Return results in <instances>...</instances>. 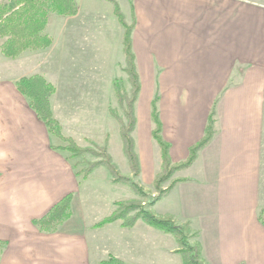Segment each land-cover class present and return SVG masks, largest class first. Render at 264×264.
Instances as JSON below:
<instances>
[{"label":"crops","instance_id":"0c3cea01","mask_svg":"<svg viewBox=\"0 0 264 264\" xmlns=\"http://www.w3.org/2000/svg\"><path fill=\"white\" fill-rule=\"evenodd\" d=\"M76 1L75 15L50 17L49 48L16 58L0 50V70L6 71L0 76V240L7 243L0 264H104L110 257L124 264H183L174 236L142 220L133 227L120 221L95 226L112 204L136 194L109 175L115 200L101 216L89 213L81 192L99 167L80 182L73 162L52 147L57 139L15 84L22 76L43 74L56 85L51 103L64 133L80 143L103 141L105 111L95 109L105 107L106 123L113 122L108 112L112 89L81 80L80 74L88 72L80 61L104 59V46L116 28L117 66L124 59L122 27L111 1ZM129 3L136 16L133 48L141 91L134 137L144 187L152 189L161 164L152 136L156 93L174 162L187 158L215 110L213 138L190 167L175 173L176 183L152 209L178 223L189 221L207 264H264L259 219L264 208V0ZM53 19L61 22L57 39ZM58 42H63L62 52ZM14 62L16 72L10 66ZM116 164L131 174L117 122ZM69 193L74 194L72 216L55 232L40 231L32 220Z\"/></svg>","mask_w":264,"mask_h":264},{"label":"trees","instance_id":"16d2710c","mask_svg":"<svg viewBox=\"0 0 264 264\" xmlns=\"http://www.w3.org/2000/svg\"><path fill=\"white\" fill-rule=\"evenodd\" d=\"M113 3L114 13L122 28V51L125 77H116L112 82L113 97L116 106L109 104L108 112L119 125L131 174L122 173L108 152L107 145H80L72 136L66 135L62 125L55 118L51 99L56 92V85L40 73L22 76L15 81L18 90L26 97L30 107L46 124L49 133L57 139L52 144L56 150L63 152L67 159L73 162L80 182L86 180L92 172L101 166L108 169L113 181L128 185L136 194V198L119 200L113 210L96 227L107 223L120 221L124 227H133L138 220L170 233L176 239L178 252L183 264H207L202 253V246L194 240L195 232L189 221L178 223L172 215H159L152 205L164 198L176 183L174 175L177 171L190 167L197 159L200 150L208 144L215 134V110L208 117L203 137L189 150L186 159L174 162L170 155V143L163 136V124L158 107L159 95L152 100L151 117L153 122L152 136L160 150V169L155 176L153 188L144 187L140 180V159L136 150L134 131L136 128V101L141 91V79L133 48V32L136 16L132 5L131 22H128L118 0ZM78 12L76 0H6L0 2V50L5 57L16 58L27 50H44L52 45L53 39L46 32L47 23L53 14L60 16L75 15ZM88 155L96 160L88 159ZM167 184V187L165 185ZM157 194L152 196V191ZM74 194L69 193L55 203L43 216L34 218L33 224L43 232H55L73 214L72 200ZM259 219L264 225V208L259 213ZM6 241L0 240V253L6 246ZM104 264H124L116 257L103 261Z\"/></svg>","mask_w":264,"mask_h":264},{"label":"rangeland","instance_id":"374dc122","mask_svg":"<svg viewBox=\"0 0 264 264\" xmlns=\"http://www.w3.org/2000/svg\"><path fill=\"white\" fill-rule=\"evenodd\" d=\"M79 1L81 2V4L84 3V0H79ZM120 5L123 9V12L126 15L128 22H131V19H132V17H131V13H132L131 3H129V0L128 1L127 0H121ZM52 16L53 17H62L58 14H53ZM51 23L54 24L53 32L55 33L56 39H57L59 37V32L62 29L60 27L61 22L57 23V21H55V19H53L51 21ZM47 26H48V23H47ZM55 27H56V31H55ZM104 27H105V29H108V24H105ZM47 33H49V32H47ZM105 33H107V30ZM122 34H123V28H122ZM106 40H108V39L106 38ZM57 48H58V51L62 52L64 50L63 42H58ZM104 48H105V50H104V52H102L104 59L80 61L81 63H83L82 64L83 65V67H82L83 71L88 72V76L85 73H83V74H80V77H81V80H84V81L87 79L89 81V84H91L93 81H95L92 85H95V83L98 82L99 83V90L100 89H102V90L108 89L109 91H111V89H112V86L110 87L111 79L113 82V79H115L116 77H125L126 78V74L122 70V67L124 66V59L122 61L121 60L117 61V66H116V28L113 29V34L110 35L109 43H106V47L104 46ZM10 66H12L13 72H16V63L14 62V64H11ZM5 72L0 70V76H2L3 73H5ZM108 90H107V92H108ZM109 94L113 97V90L111 91V93L109 92ZM109 94L107 93L108 96H109ZM112 97H111L110 103L113 106H116V101ZM102 109H103V111H105L106 120L109 119V118H107V115H106L107 110L105 107L96 108L95 111L97 110V112H99ZM99 118L101 119V117L98 115V119ZM110 119H112L113 122H110L111 120H108L109 122L106 123V120L103 119L105 121L106 127L107 126L108 127L106 130L107 131L106 135H105L102 142H97V141H94L91 139H85V141L83 143H80L76 139L75 140L80 145H84V146L92 145L93 143L98 144V145L99 144L100 145H107L108 152L112 155L113 161L116 163V121H114L115 119H113L111 117H110ZM101 121L99 120L100 123H101ZM87 156H88V159H92V160L97 159L96 157L90 156L88 154H87ZM109 175H111V174L109 173V171L106 167H104V166L99 167L97 169L96 173L94 174V176L86 183L85 187L83 188V190L81 192V194H82L81 196L84 197V201H85L82 205L86 207V209L88 210L89 213L92 211L94 216L95 215L101 216L104 212H106L105 210H107L108 208L111 207L110 206L112 204V203H110L111 200H115V198H116V191L113 190L114 188H116V186L113 183L114 181L112 182V180H113L112 176H111L112 180H110ZM121 184H123V183H121ZM165 187H167V184L165 185ZM156 194H157V191L153 190L152 196H154ZM112 206H114V204H112Z\"/></svg>","mask_w":264,"mask_h":264}]
</instances>
